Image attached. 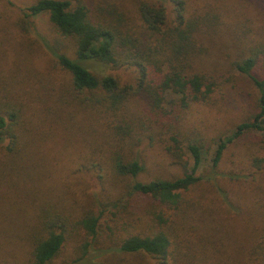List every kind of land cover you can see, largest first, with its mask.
Instances as JSON below:
<instances>
[{
	"label": "rangeland",
	"instance_id": "374dc122",
	"mask_svg": "<svg viewBox=\"0 0 264 264\" xmlns=\"http://www.w3.org/2000/svg\"><path fill=\"white\" fill-rule=\"evenodd\" d=\"M37 1L0 0V104L9 102L23 108L32 121L19 154L7 156L0 146V264H25L38 213L44 209L76 222L89 212L99 214L105 208L95 241L97 252L81 264L108 260L113 263L116 259L105 250L125 236L152 231V214L161 210L175 221L173 229L179 231L176 244L181 254L192 256L193 248L200 246L209 248L203 263L264 264L251 260L248 254L264 226V180L260 176L233 180L237 168L244 173L254 171L249 161L257 151L245 142L232 145L227 151L214 184L203 181L183 193L179 209L166 211L154 199L143 196L118 201L126 187L122 179L114 177L107 161L110 150H119L120 146H116L117 139L109 131L102 129L103 123L112 122V118L84 108L82 96H74L70 76L55 58L56 50L74 57V42L56 31L48 14L25 17V8ZM69 1L74 6L85 4L93 19L118 21L122 16L125 25L135 29L141 3L164 5L168 26L177 24L174 0ZM184 2V22L195 24L197 20L204 29L194 37L200 50L193 67L214 83V92L207 105L192 104L183 110L179 105L170 107L176 97L166 93L165 111L171 114L163 115L168 122L160 125L148 106H144L142 114L135 100L138 97L129 99L127 114L140 118L136 131L142 135V143L135 142L138 146L127 154L145 165L138 181L183 176L185 170L178 156L181 150L174 153L173 135L210 144L213 139L230 135L257 110L253 83L240 75L233 63L264 42V0ZM91 71L100 76L111 75L121 86L135 85L138 80V72L131 67L93 64ZM70 116L75 117L73 121ZM96 147H101V152L97 149L94 153ZM92 162H104L102 170L98 166L94 169ZM13 169L20 173H13ZM98 173L104 176L103 182L98 181ZM85 238L90 239L81 233L68 234L66 245L53 264L69 263ZM207 239L210 243H206Z\"/></svg>",
	"mask_w": 264,
	"mask_h": 264
},
{
	"label": "trees",
	"instance_id": "16d2710c",
	"mask_svg": "<svg viewBox=\"0 0 264 264\" xmlns=\"http://www.w3.org/2000/svg\"><path fill=\"white\" fill-rule=\"evenodd\" d=\"M174 1L176 25L168 26V13L164 5L143 2L137 9L139 25L136 29L125 25L127 22L122 16L118 21L93 19L85 4L74 6L69 0H38L24 10L28 19L48 14L56 31L74 42V57L56 50V62L70 76L72 92L74 96H82L84 100L81 104L84 108L97 110L112 118V122L103 123L102 129L109 131L117 139L114 140L116 146H120L119 150H110L107 161L114 177L122 179L126 187L118 201L128 202L134 196H143L154 199L166 211L179 209L183 193L193 186L203 181L214 184L227 151L240 142H245L247 147L257 151L252 153L249 161L254 171L244 173L237 168L235 179L232 176L230 178L238 180L239 177L260 176L264 180V42L249 49L247 54L233 63L234 69L240 75L249 77L257 91V110L249 120L238 124L230 135L213 139L210 144L198 139L185 141L182 135H173L171 140L174 153L179 151L178 148L181 150L178 156L185 170L183 176L170 180H136L145 171V165L140 159L127 155L130 149L142 143V135L136 131V121L140 118L133 116V119L127 114L129 99L132 96L138 97L135 100L142 114L144 106H148L151 111L147 110L152 112L155 122L160 125V122H168L162 116L171 114L165 111L166 93L176 97L170 107L179 105L180 110H183L192 104L207 105L214 92V83L193 67V60L200 50L194 37L204 29L197 20L195 24L185 23L182 19L186 11L185 2ZM93 64L135 68L138 80L135 85L121 86L111 75L100 76L92 72ZM254 72L258 74L254 75ZM69 118L73 121L75 117ZM31 122L23 108L9 102L0 104V146L7 151V156H15L23 150ZM183 142L184 147L181 146ZM97 149H93L94 153ZM101 150L100 147L98 151ZM185 156L188 157L186 161L182 160ZM206 162L208 165L204 166ZM103 164L92 162V167L97 169L98 166L102 170ZM14 169L13 173H20ZM97 177L99 182L104 181L101 173ZM106 210L99 214L89 212L76 222L61 213L56 214L57 211L44 209L42 213L39 212V220L33 229L34 237L30 240L29 258L25 264H53L63 251L68 234L73 236L78 233L90 239L88 241L85 238L78 254L65 264L88 262L93 252H97L95 241ZM151 219L155 224L152 231L125 236L112 248L105 250L116 260L100 264H209L208 260L202 262L207 256L208 247H194L192 256L181 254L176 244L179 231L173 229L175 221L171 215L161 210L153 213ZM260 231L248 254L251 260L264 263V226ZM206 243L210 241L207 239ZM210 248L214 249L211 244ZM139 256L142 258L139 259Z\"/></svg>",
	"mask_w": 264,
	"mask_h": 264
}]
</instances>
